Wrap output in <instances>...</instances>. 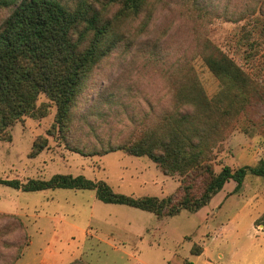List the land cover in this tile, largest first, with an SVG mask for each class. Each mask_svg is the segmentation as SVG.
<instances>
[{"label": "trees", "instance_id": "16d2710c", "mask_svg": "<svg viewBox=\"0 0 264 264\" xmlns=\"http://www.w3.org/2000/svg\"><path fill=\"white\" fill-rule=\"evenodd\" d=\"M108 5L115 6L114 10L108 11ZM0 6L8 8L0 24V140L10 139L9 128L16 121L42 118L51 105L53 119L45 133L52 136L56 131L70 151L92 156L121 150L146 156L164 175L180 177L175 190L163 197L116 193L105 181L81 174L56 173L46 180L23 182L0 179V184L21 191L89 189L104 203L130 206L162 218L180 210L197 211L230 180L234 182L230 192L238 191L247 172L264 177L262 158L251 166L213 169L214 151L234 122L240 117L252 122L260 116L264 80L244 71L200 33L217 14L208 1L94 0L68 9L58 0H0ZM169 9L191 28L193 54L218 81L219 89L211 98L205 94L191 60L185 55L173 57L162 46L160 35L150 31L157 14ZM130 50L132 57L142 59L145 67L160 74L165 101L156 110L149 107L140 115L124 113V133L112 141L104 139L99 126L107 121L112 106L124 110L118 93L99 90L87 104L81 95L103 60L122 58ZM39 95L46 101L37 104ZM73 125L74 141L70 133ZM83 130L84 138L77 134ZM91 136L93 141L88 140ZM46 142L45 136H37L28 156L37 155ZM17 223L12 231L17 252L7 264L18 259L26 245V231ZM10 232L6 226L0 228V236ZM190 252L198 254L200 247L192 245Z\"/></svg>", "mask_w": 264, "mask_h": 264}, {"label": "rangeland", "instance_id": "374dc122", "mask_svg": "<svg viewBox=\"0 0 264 264\" xmlns=\"http://www.w3.org/2000/svg\"><path fill=\"white\" fill-rule=\"evenodd\" d=\"M58 1L73 9L94 0ZM101 1L97 0L98 3ZM206 1L217 14L200 33L244 71L264 80V35L261 32L264 0ZM114 8L106 7L108 11ZM7 12L8 8L0 6V24ZM236 16L241 18L236 20ZM150 31L160 35L162 46L173 57L185 55L191 60L205 94L213 97L219 89L218 81L193 54L191 28L180 15L173 9L160 11ZM132 54L130 50L122 58L103 60L82 91L85 104L91 102L99 90H113L123 102L124 110L112 106L107 121L100 122L104 139L113 141L124 133L123 125L127 121L124 113L140 115L149 107L156 110L165 101L160 74L145 67L143 60ZM41 101H46L44 95H39L36 103ZM53 114L54 107L50 105L44 117H23L9 128L10 139L0 140V179L23 182L46 180L56 173L81 174L94 181L101 179L112 191L133 197H163L179 184V176L164 175L146 156H132L121 150L92 156L70 151L67 142L56 131L52 136L45 133ZM258 115L252 122L243 117L234 122L229 134L214 151V171L222 165L233 169L251 166L258 159H264V106L259 108ZM84 132L77 134L84 138L81 134ZM70 133L74 141V125ZM37 136L46 137V146L34 157H29L32 141ZM88 140L93 141V137ZM233 185L230 180L223 189L229 191ZM230 194L214 215L211 211L207 213L206 217H210L204 222L196 212L186 210L156 218L137 208L104 203L89 189L21 191L0 184V214L10 216H0V228L6 226L11 230L0 236V264L9 263L17 252L12 233L19 226L17 222L26 231L27 238L19 258L11 264H165L173 254H186L185 239L190 240L192 236L196 241L201 239V234L205 251L196 264L206 258L216 263L218 253L226 260L236 247L249 254L262 249V255L255 263L261 264L264 235L258 231L264 230V177L247 172L239 190ZM254 217L257 218L252 223ZM182 235L184 242H180ZM234 260L233 264H236V257Z\"/></svg>", "mask_w": 264, "mask_h": 264}, {"label": "crops", "instance_id": "0c3cea01", "mask_svg": "<svg viewBox=\"0 0 264 264\" xmlns=\"http://www.w3.org/2000/svg\"><path fill=\"white\" fill-rule=\"evenodd\" d=\"M228 183H229V181H228ZM224 185L222 186V188L218 192H216L211 197V199L209 200V202L206 205L202 206L197 211H195L204 222L207 220L208 217H210V215L208 217H206L208 215L207 213H210V211H211L214 215V212L220 208V205L225 201V199H227V197L231 195L230 194L231 188L229 191L226 189H223ZM227 194H230V195L226 196ZM256 218L257 217L252 218L251 222L253 223V221ZM205 230H207V229H205ZM258 232L260 234L264 235V230H259ZM183 236L184 235H182L180 237L181 238L180 242H184ZM200 238L201 239H198L196 241L193 240L192 236H191L190 240L185 239V241L187 242L186 245H188V247L185 248L186 254H183V256H178V255L173 254L169 257L168 260L165 261V264H196L195 262L204 254V251H205V248H204V246H205L204 241L205 240L203 239L202 234H201ZM194 243L198 244L200 247V252L198 254H192L190 252V247ZM261 255H262V249L254 251L253 254L252 253L249 254L247 250H245L241 247H236V251L228 254L226 260H223L224 256L222 254L218 253L215 257L216 260H218V261H216V263L215 262L213 263L211 260L206 258V259L201 260V262L199 264H233L235 262V260H234L235 257H236V264H255ZM141 262L145 263L142 260H141ZM261 264H264V260L261 262Z\"/></svg>", "mask_w": 264, "mask_h": 264}]
</instances>
